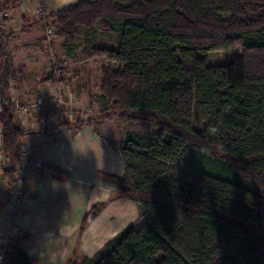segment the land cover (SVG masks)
Here are the masks:
<instances>
[{"label":"trees","instance_id":"obj_1","mask_svg":"<svg viewBox=\"0 0 264 264\" xmlns=\"http://www.w3.org/2000/svg\"><path fill=\"white\" fill-rule=\"evenodd\" d=\"M47 17L68 51L78 26L119 36L116 48L94 51L107 61L103 113L155 129L119 146L129 183L119 198L135 202L145 224L67 264H264V0L79 1ZM6 38L0 29L7 92ZM236 46L243 53L229 64L208 63L210 53ZM194 107L201 131L192 127ZM0 127L11 203L10 163L26 133L9 108ZM101 207L84 216L82 230ZM4 261L33 264L14 244Z\"/></svg>","mask_w":264,"mask_h":264},{"label":"crops","instance_id":"obj_2","mask_svg":"<svg viewBox=\"0 0 264 264\" xmlns=\"http://www.w3.org/2000/svg\"><path fill=\"white\" fill-rule=\"evenodd\" d=\"M79 1L93 0L43 2L48 10L55 13ZM25 3L30 2L25 0ZM10 12L6 11L8 14ZM30 17L21 14L17 20L20 23L19 30H23L26 35L14 32L12 21L6 20L7 31L2 34L7 36L5 48L9 56V76L13 72H19L24 81H27L24 87L32 88L27 87L23 91V97L27 101L46 100L49 93L55 96L60 92L72 102H82L88 97L87 91L82 88L83 76L86 74L82 75L81 72L76 81L63 86L57 80V74L51 72L55 71L50 67L52 64L33 57V53L29 52L24 37L35 33L34 30H29ZM37 21L32 19L40 27L42 23ZM56 40L62 43L60 39ZM64 50L66 60L76 52L75 47L69 51ZM20 59L23 62L17 65ZM91 60L95 61L97 58L85 62L89 63ZM81 68L88 70L91 66L87 64ZM43 70L50 76L41 79L40 87L33 88L35 81L31 82L30 79L41 76ZM84 106L86 108L87 105ZM50 112L51 110L47 111ZM85 114H89V107ZM13 117L16 127L26 133L19 140L18 148L25 143L38 145V156L48 170L44 174L35 172L26 181L28 197L17 222L19 234L14 245L24 250L33 264H67L71 260L90 259L104 251L110 241L123 235L128 228L138 229L145 224L139 206L133 201L119 198L121 189L129 187L119 146L124 143L128 134L145 138L147 135L122 134L111 124L110 119H103L101 116V120L95 121L100 124L99 127L86 119L85 123L69 127L63 123L60 125L65 127H55L51 122L52 127L47 130L44 129V118L37 123L35 120L16 118V115ZM1 178L0 219L10 206L7 199L9 186L6 179L3 176ZM98 206H102L98 215L82 230L84 216Z\"/></svg>","mask_w":264,"mask_h":264},{"label":"rangeland","instance_id":"obj_3","mask_svg":"<svg viewBox=\"0 0 264 264\" xmlns=\"http://www.w3.org/2000/svg\"><path fill=\"white\" fill-rule=\"evenodd\" d=\"M44 0H29L30 3L26 4L25 0H0V29L2 32L7 31L6 28V20L12 21V28L14 32L25 34L23 30H19L20 23L17 21L21 14L24 16H31V20H29V23L31 24V27H29V30L31 32L34 30L35 33H29L33 34L28 37H24L25 44L28 45V48L30 49V53H33V57L40 58L41 61L45 60L52 65L50 67L52 70V73L57 74V80L59 83L63 86H65L67 83L69 85L72 81H76L78 77H80L81 72L82 75H84L83 83V89L84 91H87L88 97L85 98L82 102H76V101H70L69 97H67L65 94L61 95V98L63 100L62 103H53L54 96H51V93L47 96V99H39V100H29L27 101L26 98L23 97V91L24 89L27 90V87L25 88L26 83L23 79V77L20 75V73L13 72L12 75H10V78H12V83H10V86L12 88L17 90V99L19 101L20 105H32L37 104L38 102H43L47 106L46 112L51 109L50 113H47V115L42 116L45 110L39 109L36 112L32 113L30 117L27 119L35 120L37 123H40L44 118V129H48L52 127V123L55 127H62L63 125L69 127L72 125H80L82 123H85V120L90 119L92 125H96L97 127L100 126L99 123H95L96 120H101L99 116H104L105 114H109L112 116L110 118L111 124L115 125V128H118V130L123 134L126 133H140L143 135H147L146 138L150 137L155 129H153L151 126L145 123H133V122H126L123 120H120L119 117L116 114H113V111H111V108L107 113H103L105 109V104L100 99V92L98 90L100 81H101V67L102 65H106L107 61L104 58L96 57L95 56V50H99L100 48H114L119 43V36L117 35H104L100 32L98 25L94 26L92 29H86L84 27H77V31L79 33L78 40L74 47L76 48V52L74 53L73 57H70L69 60H66L65 57V50L62 47V43L56 40V29L50 25L52 22V19H49L47 16L49 14H52L50 10L47 9V7L44 5ZM10 10L11 12L8 14L6 11ZM19 17V18H18ZM37 19L39 23H42L39 27L35 23L32 22V19ZM33 25V27H32ZM47 31L50 32V35H47ZM39 32V33H38ZM50 51L52 53H50ZM49 53V54H48ZM243 50L236 46L235 48L228 50V51H221V52H214L210 53L208 55V63L210 65H227L229 64L235 57L242 55ZM22 57V56H21ZM23 58V57H22ZM95 61H89V63H86L85 61L89 59H95ZM1 60V59H0ZM9 60V56H8ZM21 60V59H20ZM25 61V59L23 58ZM21 61H17V65L20 64ZM67 61V62H66ZM31 63V62H30ZM89 64L91 66L90 69H83L81 67L86 66ZM71 65V67H70ZM54 67V68H53ZM42 74L38 78H32L30 79L31 82L35 81V85L33 88H36L37 86L40 87V81L42 78H47L50 75H48L47 71H41ZM40 72V73H41ZM51 73V74H52ZM50 74V73H49ZM2 88L1 85V74H0V96H7L6 90ZM28 89H32L30 86ZM32 91V90H30ZM33 92V91H32ZM90 99L88 100V98ZM82 100V99H81ZM86 104V108L84 105ZM112 105H110L111 107ZM89 107V114L86 115L85 109H88ZM82 108V109H81ZM53 109V110H52ZM111 111V112H110ZM16 113H13V115H16V118H22L23 114L20 111H15ZM3 111L0 112V119ZM69 113H72L70 116ZM104 119V118H103ZM108 119V118H106ZM52 122V123H51ZM63 123V125H60ZM19 125V124H18ZM63 126V127H65ZM21 127V126H20ZM192 127L197 130L201 131L205 124L200 122L196 117V110L194 107L193 110V117H192ZM1 128V127H0ZM25 128V127H24ZM55 129V128H54ZM1 131V129H0ZM46 132V131H45ZM152 133V134H151ZM151 134V135H150ZM1 138V133H0ZM24 147L32 146V144H23ZM21 145V147H23ZM21 147L18 148L17 153L11 159L10 167L16 168V165L14 164V161H17L19 159V151ZM39 150L36 152V156L39 155ZM2 162L0 160V168H1ZM9 166V165H8ZM44 166V165H43ZM45 167V166H44ZM1 170V169H0ZM41 172V170L34 169L33 173L35 172ZM36 173V174H37ZM3 182L1 175H0V184ZM26 190V188H25ZM11 207L8 208V210L2 215L0 219V231L2 230L1 222L4 218H6L10 213ZM18 234L13 238L11 244H14L16 240L18 239ZM161 256H159L158 259H160ZM81 260H78V262Z\"/></svg>","mask_w":264,"mask_h":264},{"label":"built area","instance_id":"obj_4","mask_svg":"<svg viewBox=\"0 0 264 264\" xmlns=\"http://www.w3.org/2000/svg\"><path fill=\"white\" fill-rule=\"evenodd\" d=\"M47 35H50L49 31H47ZM9 83H12V80H10ZM17 90L18 88L13 89L12 86H10L7 90V96H0V112H2L5 108H9V110L13 113H16L15 111H20L23 114L22 118L27 119L32 113L43 108L45 112L42 116L47 115V106L43 102H38L37 104L32 105H20L16 96ZM54 97L53 103L63 102L59 92H57ZM5 99H7V103L4 102ZM85 112H87V109H85ZM69 114L70 116L72 115V113ZM38 150L39 147L36 144L29 147H21L19 151V159L14 161V164L16 165V168L14 167L16 177L11 203L9 206L11 209L9 215L1 222L0 264H4V258L8 251V247L17 233L18 218L21 215L22 208L28 197L25 190L26 181L33 174L34 169L41 170L43 174L48 171L47 168L43 166L39 156L35 155ZM0 160L2 162L0 168V175L2 177L3 172L8 168V163L2 150V138H0Z\"/></svg>","mask_w":264,"mask_h":264},{"label":"clouds","instance_id":"obj_5","mask_svg":"<svg viewBox=\"0 0 264 264\" xmlns=\"http://www.w3.org/2000/svg\"><path fill=\"white\" fill-rule=\"evenodd\" d=\"M219 131V129L218 128H216V127H211L210 129H209V132L211 133V134H216L217 132Z\"/></svg>","mask_w":264,"mask_h":264},{"label":"water","instance_id":"obj_6","mask_svg":"<svg viewBox=\"0 0 264 264\" xmlns=\"http://www.w3.org/2000/svg\"><path fill=\"white\" fill-rule=\"evenodd\" d=\"M4 102L7 103V99H5Z\"/></svg>","mask_w":264,"mask_h":264}]
</instances>
